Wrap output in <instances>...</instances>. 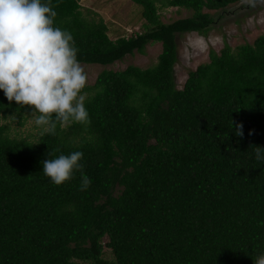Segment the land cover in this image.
Instances as JSON below:
<instances>
[{
  "label": "trees",
  "instance_id": "obj_1",
  "mask_svg": "<svg viewBox=\"0 0 264 264\" xmlns=\"http://www.w3.org/2000/svg\"><path fill=\"white\" fill-rule=\"evenodd\" d=\"M81 1L51 0L80 64L110 66L155 43L161 53L146 69L103 70L84 89L91 123L35 143L8 135L2 120L32 109L0 91V264H253L264 253V161L251 147L264 148V35L210 52L178 89L177 37L205 36L240 0H130L144 32L116 40ZM159 8L191 16L163 24ZM74 151L86 191L79 172L61 186L43 173Z\"/></svg>",
  "mask_w": 264,
  "mask_h": 264
},
{
  "label": "clouds",
  "instance_id": "obj_2",
  "mask_svg": "<svg viewBox=\"0 0 264 264\" xmlns=\"http://www.w3.org/2000/svg\"><path fill=\"white\" fill-rule=\"evenodd\" d=\"M249 2L253 7L256 4V0ZM56 16L51 0H0V91L10 103L30 107L35 125L42 134L51 135L58 125L91 123L85 107L87 75L77 59L79 49L71 32L54 26ZM236 129L242 137L243 125ZM251 147L255 159L264 161V148ZM82 159L80 151L46 159L43 173L61 186L79 172V190L86 191L91 180L83 174ZM253 264H264V253Z\"/></svg>",
  "mask_w": 264,
  "mask_h": 264
},
{
  "label": "rangeland",
  "instance_id": "obj_3",
  "mask_svg": "<svg viewBox=\"0 0 264 264\" xmlns=\"http://www.w3.org/2000/svg\"><path fill=\"white\" fill-rule=\"evenodd\" d=\"M80 5L86 17L104 21L111 40L129 38L144 32L145 21L141 16V7L130 0H82ZM227 9L222 18L220 12L215 13L214 18L217 21L205 36L190 33L177 37L178 61L174 71L178 89H182L189 72L209 62L210 52L217 54L224 45L233 50L244 44L252 45L258 37L264 35V0H256L254 7L249 0H240ZM158 13L163 24L191 16L190 11L175 8H159ZM160 53L161 45L155 43L148 45L143 55L135 52L110 66L81 64L87 75L86 86L93 85L103 70L122 71L130 65L141 69L153 66ZM31 112L12 113L2 120L1 123L7 126L11 138L24 139L31 143L38 141L42 129L35 125ZM104 258L107 261L113 259L107 249L104 251Z\"/></svg>",
  "mask_w": 264,
  "mask_h": 264
}]
</instances>
